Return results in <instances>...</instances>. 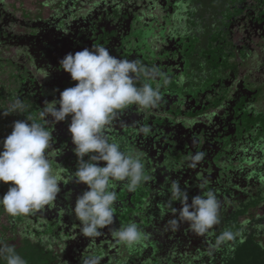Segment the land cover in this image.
Masks as SVG:
<instances>
[{"label":"trees","instance_id":"obj_1","mask_svg":"<svg viewBox=\"0 0 264 264\" xmlns=\"http://www.w3.org/2000/svg\"><path fill=\"white\" fill-rule=\"evenodd\" d=\"M92 46L139 61L151 76L137 73V87L159 90L156 107L130 105L105 129L109 142L142 160L147 180L134 191L127 180L111 182L114 222L96 238L83 236L72 214L87 190L75 179L62 181L54 204L31 215L0 208V247L44 253L51 264H83L90 256L100 264H264V0H0V113L17 99L24 105L0 114V140L15 121L40 124L52 135L46 153L53 170L62 167L65 177L78 163L71 116L56 122L41 112L77 83L59 61ZM197 153L203 159L192 168ZM172 180L188 203L213 191L220 222L203 235L187 222L170 230L175 217L166 205L181 207ZM10 186L0 182V196ZM240 192L245 200L236 199ZM133 222L147 239L129 247L112 230ZM225 231L234 239L217 244Z\"/></svg>","mask_w":264,"mask_h":264},{"label":"clouds","instance_id":"obj_2","mask_svg":"<svg viewBox=\"0 0 264 264\" xmlns=\"http://www.w3.org/2000/svg\"><path fill=\"white\" fill-rule=\"evenodd\" d=\"M59 66L77 83L61 91L58 100L45 102L41 115L51 116L56 122L71 116L68 132L78 158L76 171L65 177L62 167L60 171L53 170L46 153L51 146V132L37 123L15 121L11 133L0 140V182H11L7 192L0 196V208L12 217L31 215L54 204L62 181L67 184L75 179L76 183L86 185L87 190L77 197L72 214L81 225L82 235L96 238L102 235L101 229L114 222L117 197L110 190L111 182L127 180V190L134 191L147 180L142 160L138 156L126 155L118 143L109 142L105 129L128 106L154 108L161 97L159 90L151 84L137 87V73L151 76L145 66L137 60L112 56L103 46L70 52L59 61ZM47 75L46 72L45 77ZM23 108V103L17 99L10 111L0 114L6 116ZM140 131L147 134L150 129L141 127ZM92 153L94 155L84 160L85 155ZM190 159V167L195 168L203 159V153ZM98 161L105 162L104 166H99ZM170 190L172 200L181 205L179 209L171 206L172 201L166 205V213L175 217L168 221L170 230L177 231L182 222H187L193 233L203 235L220 222V204L213 191L198 194L188 203L187 192L181 189L178 180L171 181ZM112 233L129 247L147 239L134 222L113 229ZM232 239L234 233L225 231L218 237L217 244ZM5 252L9 253L7 264H26L13 248L0 247V254ZM100 259L99 256H90L83 260V264H100Z\"/></svg>","mask_w":264,"mask_h":264},{"label":"rangeland","instance_id":"obj_3","mask_svg":"<svg viewBox=\"0 0 264 264\" xmlns=\"http://www.w3.org/2000/svg\"><path fill=\"white\" fill-rule=\"evenodd\" d=\"M16 119L15 118H7V120H6V123H11V122H14ZM3 136V135H2ZM244 197V200H245V198L247 197V195L245 196V194H243L242 192H240V193H238L237 194V198L236 199H238V198H243ZM252 199V198H251ZM250 199V200H251ZM249 200V199H248ZM249 200V201H250ZM257 199H255V201H256ZM248 201V202H249ZM255 201H253L252 203H254ZM261 207L262 206H260L259 208H258V210L257 211H260V209H261ZM259 232H261V231H259ZM263 235H264V232H263ZM30 249H34V247L33 246H30ZM30 249H28V250H30ZM15 251V250H14ZM15 253L16 254H18L24 261H27V263L28 264H51V262H45L44 260H43V258H44V253H41L42 254V256L38 253L37 255L36 254H31V253H27L25 250H22V251H19V252H17V251H15ZM9 253H7V252H5V253H3V254H0V258L2 257V259L0 260L1 261V263L2 264H7V260H6V256L8 255ZM247 256H248V258H250V257H252L253 256V253L252 252H250V251H248V254H247ZM246 262L247 263H242V262H240V261H238L237 263L239 264V263H242V264H250V260H246Z\"/></svg>","mask_w":264,"mask_h":264}]
</instances>
